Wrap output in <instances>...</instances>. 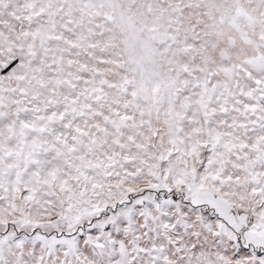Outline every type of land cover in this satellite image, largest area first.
I'll return each mask as SVG.
<instances>
[{
    "label": "snow or ice",
    "instance_id": "6c2138e0",
    "mask_svg": "<svg viewBox=\"0 0 264 264\" xmlns=\"http://www.w3.org/2000/svg\"><path fill=\"white\" fill-rule=\"evenodd\" d=\"M0 264H264V0H0Z\"/></svg>",
    "mask_w": 264,
    "mask_h": 264
}]
</instances>
